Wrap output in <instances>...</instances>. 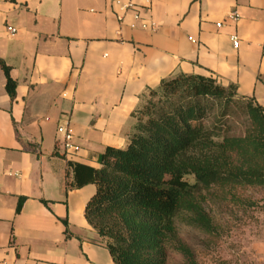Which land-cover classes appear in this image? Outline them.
I'll return each mask as SVG.
<instances>
[{
    "label": "crops",
    "instance_id": "1",
    "mask_svg": "<svg viewBox=\"0 0 264 264\" xmlns=\"http://www.w3.org/2000/svg\"><path fill=\"white\" fill-rule=\"evenodd\" d=\"M0 60L16 83L11 100L0 68V264H113L84 217L95 187L67 190V163L124 148L140 97L175 73L264 106V0H0Z\"/></svg>",
    "mask_w": 264,
    "mask_h": 264
},
{
    "label": "trees",
    "instance_id": "2",
    "mask_svg": "<svg viewBox=\"0 0 264 264\" xmlns=\"http://www.w3.org/2000/svg\"><path fill=\"white\" fill-rule=\"evenodd\" d=\"M0 68L13 100L16 83L1 60ZM216 106L214 121L204 123ZM238 111L244 129L232 135L226 119ZM131 115L126 146L106 147L99 168L67 163V190L94 185L84 217L113 264H168L172 253L196 264L176 221L184 217L212 234L216 228L203 207L211 191L264 188V106L211 76L179 72L147 89Z\"/></svg>",
    "mask_w": 264,
    "mask_h": 264
},
{
    "label": "rangeland",
    "instance_id": "3",
    "mask_svg": "<svg viewBox=\"0 0 264 264\" xmlns=\"http://www.w3.org/2000/svg\"><path fill=\"white\" fill-rule=\"evenodd\" d=\"M218 112L219 107L212 108L204 123L214 121ZM231 116L225 126L239 135L244 129L241 112ZM203 207L216 228L212 234L189 225L184 217L176 221L178 237L190 248L196 264H264L263 187L213 190ZM168 264L186 263L180 254L172 253Z\"/></svg>",
    "mask_w": 264,
    "mask_h": 264
},
{
    "label": "built area",
    "instance_id": "4",
    "mask_svg": "<svg viewBox=\"0 0 264 264\" xmlns=\"http://www.w3.org/2000/svg\"><path fill=\"white\" fill-rule=\"evenodd\" d=\"M116 6L121 11L127 12H133V18L135 20L139 19V13L136 6L131 3H122L121 1L115 2ZM239 15L237 12H232L229 16L231 20L236 21L238 19ZM217 27H220V24H216ZM155 24H152V30H154ZM7 32L13 36L16 33V30L13 27H7ZM230 41L232 42V45L234 48L238 47V37L236 35H233L230 37ZM57 134L60 136V139L58 141V145L62 149L63 153L66 155H74L80 151V147L74 142V133L71 125L67 122L65 124L59 125L56 129Z\"/></svg>",
    "mask_w": 264,
    "mask_h": 264
}]
</instances>
